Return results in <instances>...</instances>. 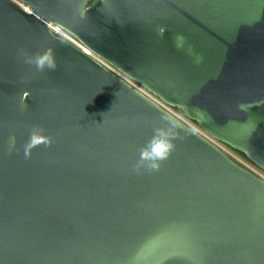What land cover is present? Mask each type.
<instances>
[{"label": "water", "instance_id": "water-1", "mask_svg": "<svg viewBox=\"0 0 264 264\" xmlns=\"http://www.w3.org/2000/svg\"><path fill=\"white\" fill-rule=\"evenodd\" d=\"M18 1L0 0V264H264V181L49 29L264 171V0ZM48 48L55 71L19 55ZM162 113L176 149L136 173ZM32 125L53 143L25 159Z\"/></svg>", "mask_w": 264, "mask_h": 264}, {"label": "clouds", "instance_id": "clouds-1", "mask_svg": "<svg viewBox=\"0 0 264 264\" xmlns=\"http://www.w3.org/2000/svg\"><path fill=\"white\" fill-rule=\"evenodd\" d=\"M19 55L23 58V62L27 65L34 66L38 72L45 70L55 71L58 67L57 58L52 48H48L42 52L30 54L23 49L19 51ZM27 93L22 98V103L27 107ZM181 127L168 113H162L161 123L153 128L151 138L139 149V159L132 165V170L136 173L142 171L158 172L160 171L164 161L168 160L176 149L177 130ZM45 130L38 126L32 125L29 130L27 142L23 145L25 159H30L32 151L40 146L51 147L53 138L45 135ZM16 137H9V150L15 149Z\"/></svg>", "mask_w": 264, "mask_h": 264}, {"label": "built area", "instance_id": "built-area-1", "mask_svg": "<svg viewBox=\"0 0 264 264\" xmlns=\"http://www.w3.org/2000/svg\"><path fill=\"white\" fill-rule=\"evenodd\" d=\"M14 2H16L20 7H22L26 12H31V9L28 5L18 1V0H13ZM49 29L58 37L63 38L67 41H69L70 43H72L73 45H75L76 47H78L79 49H81L84 53H86L87 55L91 56L92 58H94L95 60H97L98 62H100L101 64H103L107 69H109L110 71H112L113 73H115L117 76L121 77L122 79H124L127 83H129L131 86H133L134 88H136L137 90H139L140 92H142L143 94H145L147 97H149L150 99H152L153 101H155L156 103H158L161 107H163L164 109H166L167 111H169L171 114H173L175 117H177L179 120H181L183 123H185L188 127H190L191 129H193L194 131L198 132L200 135H202L203 137H205L206 139H208L210 142H212L214 145H216L218 148H220L223 152H225L229 157H231L232 159H234L237 163H239L240 165H242L243 167H245L246 169H248L249 171H251L252 173H254L256 176H258L259 178H261L264 181V171L261 170L260 168L256 167L254 164H252L251 162H249L247 159H245L244 157L241 158V156H237L232 150L231 148H229L228 146V150L226 149V145L223 144L222 142L216 140L215 138L211 137L209 134H207L205 131H203L201 128L195 127L190 123V119L186 118L182 112L179 110V114H178V109L173 108L167 104H165L164 102H162L161 100H159L157 97H155L154 95H152L151 93H149L148 91H146L144 88H142L139 84H137L136 82L132 81L131 79H129L127 76H125L124 74H122L120 71H118L117 69H115L114 67H112L110 64H108L107 62H105L104 60H102L101 58H99L97 55H95L90 49H88L87 47H85L80 41H78L73 35H71L69 32H67L66 30H64L61 26L54 24V23H49ZM193 122V121H192ZM225 146H223V145Z\"/></svg>", "mask_w": 264, "mask_h": 264}, {"label": "rangeland", "instance_id": "rangeland-1", "mask_svg": "<svg viewBox=\"0 0 264 264\" xmlns=\"http://www.w3.org/2000/svg\"><path fill=\"white\" fill-rule=\"evenodd\" d=\"M178 112V114H179V110L177 111ZM190 123L193 125V126H195V127H198V128H200L196 123H194V122H192V121H190ZM223 145V144H222ZM223 146H225V145H223ZM226 147V149L228 150V147L227 146H225ZM232 150V149H231ZM237 156H241V158H243L244 156L242 155V154H240L239 152H237V151H234V150H232ZM245 158V157H244ZM246 159V158H245Z\"/></svg>", "mask_w": 264, "mask_h": 264}]
</instances>
